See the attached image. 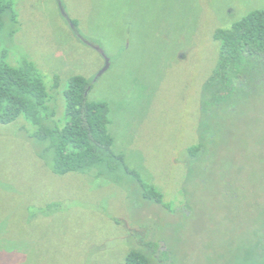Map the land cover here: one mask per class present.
Segmentation results:
<instances>
[{
    "label": "rangeland",
    "instance_id": "374dc122",
    "mask_svg": "<svg viewBox=\"0 0 264 264\" xmlns=\"http://www.w3.org/2000/svg\"><path fill=\"white\" fill-rule=\"evenodd\" d=\"M10 1L17 23L5 17L0 62L35 61L62 122L69 78L94 81L89 99L110 103L114 150L167 205L130 175L57 174L35 126L0 123V264H125L142 238L159 244L160 264H247L264 224V87L212 109L206 153L189 148L217 30L264 0Z\"/></svg>",
    "mask_w": 264,
    "mask_h": 264
},
{
    "label": "trees",
    "instance_id": "16d2710c",
    "mask_svg": "<svg viewBox=\"0 0 264 264\" xmlns=\"http://www.w3.org/2000/svg\"><path fill=\"white\" fill-rule=\"evenodd\" d=\"M6 16L17 23L13 2L0 0V31ZM216 38L220 41L219 57L203 85L200 99L203 129L198 143L189 148L194 159L206 153L207 142L214 134L211 133V110L234 107L241 93H257L264 87V7L250 11L230 28L218 29ZM93 85L94 81L83 75L69 78L62 122L57 118L60 110L53 104L45 75L35 61L26 58L18 66L0 62V123L11 124L25 118L35 126L30 136L46 145L45 151L57 174L130 175L144 198L162 203L166 208L162 193L131 168L123 154L114 150L111 106L107 100L89 99ZM256 234L257 239L245 252L247 264H264V224ZM163 259L160 260L159 244L142 238L127 253L125 264H160Z\"/></svg>",
    "mask_w": 264,
    "mask_h": 264
},
{
    "label": "water",
    "instance_id": "95a60500",
    "mask_svg": "<svg viewBox=\"0 0 264 264\" xmlns=\"http://www.w3.org/2000/svg\"><path fill=\"white\" fill-rule=\"evenodd\" d=\"M96 48L99 49L103 54H105L104 49L101 48L99 45H97ZM110 65H111V62H110L109 58H107V64H106L105 68L98 73L96 79H98L100 76H102L103 73L106 72L107 69L110 67Z\"/></svg>",
    "mask_w": 264,
    "mask_h": 264
}]
</instances>
